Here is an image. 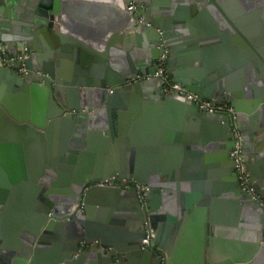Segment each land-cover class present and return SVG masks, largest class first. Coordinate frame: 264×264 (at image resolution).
Masks as SVG:
<instances>
[{"label":"water","instance_id":"obj_1","mask_svg":"<svg viewBox=\"0 0 264 264\" xmlns=\"http://www.w3.org/2000/svg\"><path fill=\"white\" fill-rule=\"evenodd\" d=\"M62 1L37 0V14L49 21L41 22V25L45 24L36 34L22 35L10 32L11 8L7 0H0V9L3 8L0 11L8 18L4 23L0 21V42L5 44L7 52L15 54L8 46L11 43H16L20 49L35 47L37 52L26 62L28 73L25 76L18 74L20 64L15 62L8 68H0V78L10 80L11 88H14L15 82L18 89L14 88V92H18L19 96L14 102L8 100V97L3 99L4 88L3 85V89L0 87V102L4 106L0 105V121L5 118L6 122L14 124L23 142L3 144L0 147V158L4 161L12 152L18 157L17 165L11 170L14 177L7 187L14 192L27 187L32 194L30 204L21 207L17 204L18 200L13 198L16 194L9 196L11 203L7 207L5 199L8 196L4 194L1 198L5 205L0 206V239L3 240H0V246L7 253L0 256V264H163L165 257L166 264H264V208L243 189L238 177L235 161L231 157L236 144L232 118L204 112L179 93L165 98L162 84L156 81L129 83L138 76L154 73V63L162 54L159 49L162 42L166 44L170 55L187 43L185 39L188 36H184L185 32L180 30V23L189 20V7L177 5L176 2L167 4L165 9L168 11L163 10L166 12H158L154 7L155 15L151 17L147 14L149 7L144 8V3L149 1L119 0L126 12L116 9L117 13L111 19H116L120 28L128 26L131 35L143 38L148 46L145 56L148 59L147 68L140 70L133 66L131 75L125 76L124 69L118 68L106 75L103 67L96 65H83L76 72L69 69L68 65L66 69L63 68L60 58L65 48H69H63L66 43L81 46L79 41H83L98 50V64L106 62V58L103 60L100 57H105L106 51L95 47L90 42L91 38L65 25L67 16L64 15L65 22L62 16L66 11L63 6L61 9L56 4ZM133 2L136 8L129 10ZM198 5L203 7L209 4L206 0H198ZM260 6H264V3ZM47 29L54 31L50 38L52 47L58 53L48 49L43 37L47 35ZM39 34L44 44L41 49L35 45ZM81 48L89 52L86 46ZM85 50L80 53L82 59L86 56ZM67 51L69 53L70 49ZM251 54L253 57L250 61L238 66L230 64L232 57H229L221 60V65L212 67L208 71L212 73V85L201 81L199 77L193 81L188 77L178 78L179 72L172 74L170 56L167 65L172 82L203 99L232 103L236 116L235 126L241 133L238 120L242 109L237 102L246 101V97L239 95L240 90H233L231 98L225 97L223 84L227 80L225 78L237 72L240 67L244 66L251 75L257 66L256 72L261 81H254L257 84L252 97L254 108L247 113L252 123L258 115L261 116L264 110V50L259 48V51ZM50 59L54 63L48 62ZM73 59H77L76 53ZM33 71L38 72L34 74ZM148 87L156 89L159 94V100L153 105L143 96L144 89ZM216 89L219 92L215 95ZM128 97H132L133 102L130 109H126ZM160 103L166 108L163 115L153 108ZM172 110H177L173 113L175 115H169ZM185 110L197 119L193 129V137L197 139L193 141V149L197 153L188 166L182 165V162L191 148L187 145L184 147L188 138L178 126V112L182 114ZM10 116H15L20 122ZM173 121L178 129L172 131L168 129L167 123ZM125 124L129 127L130 138L127 137V129L124 131ZM61 126L64 128L62 132L59 130ZM78 126L82 127L83 136H78ZM206 126L209 128L205 130ZM198 134L203 137L201 140H198ZM30 137L35 141V150L30 149ZM74 140L79 143L82 140L83 145L75 146ZM199 141L201 145H198ZM39 142L43 143L42 151L37 149ZM242 143L244 146L243 136ZM29 149L35 152L31 154L33 159L30 162L27 160V155L31 153ZM206 151L213 159L208 157L205 163ZM128 152L127 158L125 154ZM107 153L114 154V163L108 162L110 156ZM243 158L250 175L249 184L260 195L253 183L256 167L253 161L246 160L244 154ZM188 168L196 172L192 173L195 176L186 175ZM28 172L33 173L31 178L27 177ZM208 174L217 180L223 177L226 187L234 190L246 205V210L255 215L253 227L245 224L244 216L241 225L248 229L247 236L244 231L245 239L252 232L256 236L250 244L228 240L226 255L218 256L214 242L211 255L205 258H202V253L198 257V253L187 252L186 247L180 254H176V244L183 241L184 223L179 221L193 205L186 201V209H177L176 213L174 209L168 210L169 214L166 215L165 210H160L162 199L168 191L177 192L180 185L184 184L182 180L193 178L207 181ZM111 180L114 185H106ZM125 181L146 187L144 197L136 186L127 187ZM117 182L118 186L115 185ZM207 183L211 185L212 182ZM163 215L168 224L161 226L160 221L165 219ZM147 219L153 229L155 246L163 254L143 249ZM161 227L166 228L169 234L171 242L168 245L162 241ZM200 227L205 234V223H200ZM16 252L20 253V258H13Z\"/></svg>","mask_w":264,"mask_h":264},{"label":"crops","instance_id":"obj_2","mask_svg":"<svg viewBox=\"0 0 264 264\" xmlns=\"http://www.w3.org/2000/svg\"><path fill=\"white\" fill-rule=\"evenodd\" d=\"M7 1L11 8L9 21L10 32L22 35L36 34L45 24L41 25V22L49 21L48 18L37 14V0ZM147 1H149V3H144V8L149 7L147 14L151 17L155 15V10H153L154 7L158 9V12L168 11L165 9L167 7L166 5L175 2L177 5L189 7V20L183 24L180 23V30L185 32L184 36H188L185 39L187 43L181 48L178 47V50H176V52H171L170 55V58L172 59V62L169 64L170 69L172 74L179 72L177 74L178 78L188 77L191 80L196 81L195 78L199 77L201 78V81L208 83V85H212L214 80L211 78L212 73H208V71H210L212 67L215 68L218 65H221V60L232 57L230 64L238 66L241 63H246L248 60L250 61L253 57L251 52L259 51V48L264 50V6H260L261 3H264V0H206L209 5H204L203 7H199L198 0ZM56 4L61 9V6H63L66 11V14H63L62 16V20L65 22L64 15H66L67 21L65 22V25L69 29L76 30L91 38L92 40L90 42L93 43L95 47L103 48L106 51L105 57H103L104 55L100 56L103 60L106 58V62L103 61L102 64H98L96 63L97 59L100 60L97 58V54H100L97 53L98 50L91 48L83 41H79V43L81 46H86L89 49V52L81 48L80 45L74 46L66 43L63 48H69H65V51L61 54L60 58V64L63 68L66 69L68 65L70 67L69 69L76 72L78 71V68L80 69L83 65L86 67H88V65H91L92 67L96 65L102 66L106 75L115 72V69H124L123 71L125 73L123 75L125 76L131 75V67L133 66L140 70L147 68L148 59L145 58V56L148 52V46L145 45L143 38H137L135 35H131L128 26L124 25L123 28H120L116 19H111L117 13L116 9L122 10L123 13L126 12L119 3V0H63L62 3L60 2ZM170 7L171 6H169V8ZM164 9L166 11H163ZM0 10H3V8ZM142 20L143 18L141 17V21ZM0 21L3 23L8 21V18L4 16L2 11H0ZM46 27L47 26H45V28ZM52 32L54 31L47 29V35H44L43 37L47 43L48 49L54 50L55 53H58L59 51L52 47L53 42L50 38ZM117 36H119V38ZM48 37L50 38L49 42ZM35 45L38 49L44 47L40 34L35 39ZM8 46L10 51L15 54L24 49L18 48L16 43H11ZM26 48L33 53V56L37 53L35 47ZM66 49H70L69 53L68 51L66 52ZM84 50L86 56L82 59L80 53L84 52ZM73 52L77 54L76 60L73 59ZM51 61L54 63V60H48V62ZM52 67L53 69L56 68L54 64ZM256 67H254L251 75L247 73V69L244 68V66L240 67L237 72L229 74L225 78L227 80L223 84L225 88L223 93L225 94V97L231 98L233 90H240L241 92L239 95H243L244 97L242 98L246 97V101L241 100L237 102L242 109V115L238 120V127L240 128L244 139L243 154L246 160L253 161L252 164L256 167L253 183L260 192V195L264 198V124L262 123V120H264V110L261 112V116L258 115L257 118L254 119L253 123L247 113L251 108H254L255 103L252 97L255 95V90L257 88L255 82L257 83L260 77L256 72ZM100 70H102V68ZM118 77L120 78L121 75ZM262 82H264V79H262ZM2 85L4 88L3 99L8 97V100L10 99L12 102L19 99L18 92H14V88L18 89L15 82L14 88L13 86L11 88L10 80L0 78V87ZM247 86L250 87L246 90L245 88ZM1 88L0 91L3 89ZM262 88H264V83ZM10 89H12V92H9ZM218 92L219 91L216 89L214 94L216 95ZM9 94H11V96ZM69 95L70 94H66V96ZM72 96L74 95L72 94ZM143 96L145 99L149 100L151 105L159 100V94L154 88L151 89L148 87V89H144ZM69 97H71V95ZM166 97L170 96H165V98ZM2 103L0 102V105L3 106ZM132 104V97H128L126 109H130ZM153 108L155 111H158L160 115H163V111H166L165 105L161 103L158 107L154 106ZM151 109L149 110L151 111ZM175 111L177 112V110H172L169 115H172ZM10 117H12L14 121L16 120V122H20L15 116ZM169 120V122H171V116H169ZM178 120V126L181 127V131H183L188 138L187 143L183 145L184 147L187 145L191 148V152L188 153L189 155L187 153L184 155V160L182 162V165L188 166V164L190 165V162L193 161V155L197 153V151L193 149V141L197 140L193 137V129H195V122L197 119L194 118V115L189 113L188 110H185L182 114L178 112ZM126 124L124 126V131L127 129V137L130 138L129 127ZM167 126L169 130L178 129L175 127L174 121L172 123H167ZM207 128L209 127H204L205 130ZM63 130L64 128L61 126V132ZM82 131V127L78 126L76 129L78 136H83L84 132ZM18 134L20 135L19 129L14 124L6 122L5 118H1L0 147L3 144L21 143L22 140ZM197 137H199L198 140L203 138L199 134ZM80 141L83 145L82 140ZM29 142L30 149L35 150L36 144L33 137H30ZM42 142L38 143L39 151L43 150ZM81 143L77 140L73 141L75 146H80ZM196 144L197 143H195V145ZM198 145H201L200 141ZM33 150H30L31 153L27 155L28 162L33 159L31 158V154H35ZM206 152L207 154L204 156L203 160L205 163L208 161V157L213 159L212 156L209 155V152ZM113 155L107 153V156H110L108 162H115ZM125 155L128 158L129 152ZM17 158L18 157H16L13 152L9 154L8 159H5V161L3 158H0V206L2 207L5 205L4 201H1L4 194L8 196V198L5 199L6 207L11 203L9 196L12 194H16L13 198L18 200L17 204L20 207L22 205H27L29 200L32 199V194L27 187L25 189H18L15 192L13 189L8 190L7 185H11V179L14 177V173L11 170L17 165ZM192 173L196 172H191L188 168L186 175L195 176ZM18 176L22 177L20 174ZM32 176L33 173H27L28 178H31ZM212 176L213 175L208 174L207 181L204 179L202 181H197L193 178L186 180L184 177L185 180H182L184 181V184L180 185L181 188L177 192L168 191L162 199L160 210H165L166 215L169 214L168 210L172 211L174 209L175 211L180 208L186 209V201H189V203L193 205L191 209L187 210L186 215H183L181 221H179L180 223H184L182 230L183 235L181 237L183 238V241L176 244V254H180L182 249L184 250L186 247L187 252L191 254L198 253V257H200V253H202L204 257H201L205 258L211 255L212 250L214 249L212 243L214 242V246H217L215 251L219 254L218 256H221L226 255V250L229 248L227 245L228 240L229 242L243 244H250L254 241L256 236L255 232L250 233V236L247 239L244 238V231L247 232V236L248 229L244 228L241 223L244 216L243 221L245 224L253 227L255 224V215L246 210V205L242 203L241 199L237 196L238 194L236 195L234 190H230L226 187L227 183L224 181L223 177V179L221 178L220 180H217ZM208 181L212 182L211 185L207 183ZM229 194H231L230 197L228 196ZM163 216L165 219L160 221L161 226L168 224L166 216ZM200 223H205V234L202 233ZM161 231L162 241L168 245L171 241L168 237L169 234L167 233L166 228L161 227ZM185 232L188 233L185 234ZM0 240L3 241L2 239ZM0 251V256H5L7 253V250L2 246H0ZM13 258H20V253L16 252Z\"/></svg>","mask_w":264,"mask_h":264},{"label":"built area","instance_id":"obj_3","mask_svg":"<svg viewBox=\"0 0 264 264\" xmlns=\"http://www.w3.org/2000/svg\"><path fill=\"white\" fill-rule=\"evenodd\" d=\"M135 8L136 6L133 2V4L129 7V10ZM159 49L162 50V54L159 56V58L156 59L154 63V73L144 76H138L137 79L131 80L129 83L134 84L144 80H153L162 84V92L165 96L179 93L181 96L189 99L194 104H196L204 112L230 116L234 123L232 130L236 139V144L231 152V157L235 161L238 177L242 182L243 189L251 196L252 199L256 200L259 205L264 208V198L256 193L254 188L249 184L250 175L243 158L242 136L240 131L235 126L236 116L233 106L228 104L227 102H217L213 100L203 99L195 93L188 91L186 88L172 82L167 65V59L170 56V52L164 42L161 43ZM30 57L31 53L28 48H24L23 50L13 55L8 53L5 49L4 44L0 42V68H8L10 67V64L12 62H15L17 64H20V67H18L17 69L18 74H20L21 76L26 75L28 73L26 62L30 59ZM125 184L127 187L136 186L139 193L142 194V197H144L145 193L147 192L146 187L138 186L130 182H127ZM106 185H114V181L111 180L109 181V183H106ZM145 233L146 236L142 241L143 249L145 251L158 252L159 254H161V250L155 246L153 229L148 219L145 222Z\"/></svg>","mask_w":264,"mask_h":264},{"label":"flooded vegetation","instance_id":"obj_4","mask_svg":"<svg viewBox=\"0 0 264 264\" xmlns=\"http://www.w3.org/2000/svg\"><path fill=\"white\" fill-rule=\"evenodd\" d=\"M29 51H30V50H29ZM30 53H31V56H32V55H33V53H32L31 51H30ZM33 72H34V74H37V72H38V71H33ZM41 75H42V74H41ZM124 183H127V182L125 181ZM115 185H117V186H118V185H119V183L117 182V183H115ZM145 194H146V193H145ZM22 258H24V257H22Z\"/></svg>","mask_w":264,"mask_h":264},{"label":"rangeland","instance_id":"obj_5","mask_svg":"<svg viewBox=\"0 0 264 264\" xmlns=\"http://www.w3.org/2000/svg\"><path fill=\"white\" fill-rule=\"evenodd\" d=\"M23 76H25V75H23ZM228 104H230V103H228ZM230 105H231V104H230ZM59 130L61 131V127L59 128ZM161 254H163V253L161 252ZM163 264H166V257L163 258Z\"/></svg>","mask_w":264,"mask_h":264},{"label":"bare ground","instance_id":"obj_6","mask_svg":"<svg viewBox=\"0 0 264 264\" xmlns=\"http://www.w3.org/2000/svg\"><path fill=\"white\" fill-rule=\"evenodd\" d=\"M211 114H215V115H218L217 113H211ZM221 115H223V114H221ZM37 149H39V147L37 146Z\"/></svg>","mask_w":264,"mask_h":264}]
</instances>
